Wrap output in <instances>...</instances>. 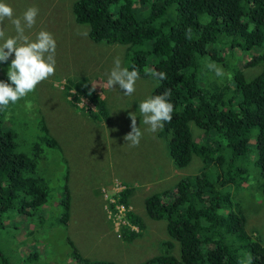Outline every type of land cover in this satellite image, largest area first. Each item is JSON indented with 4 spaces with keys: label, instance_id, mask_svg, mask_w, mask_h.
I'll return each mask as SVG.
<instances>
[{
    "label": "trees",
    "instance_id": "1",
    "mask_svg": "<svg viewBox=\"0 0 264 264\" xmlns=\"http://www.w3.org/2000/svg\"><path fill=\"white\" fill-rule=\"evenodd\" d=\"M71 12L77 24L87 27L92 42L124 45L129 70L166 73L167 78L159 83L151 76L154 85L149 97L170 90L174 105L171 122L157 135L167 138L173 166L183 167L195 156L201 162L194 176L174 182L171 199H162L167 189L145 196L142 204L147 219H164L168 238L158 242L159 253L132 264H248L249 256L251 264H264V247L244 229L241 204L227 189L231 183L244 184L249 172L246 156H251L258 172L254 194L264 196V51L241 53L264 39V0H74ZM225 49L232 56L231 79L222 81L215 72H206L212 70V63L229 67L220 54ZM256 64L261 65L259 72L251 76L244 72ZM87 69L66 79L64 88L74 90L72 99L83 97L93 106L81 107L90 117L106 116L105 97L94 90ZM102 74L97 73V79ZM5 112L0 110V119ZM189 123L202 131L199 141L192 137ZM38 129L41 136L33 141L27 156L16 148L15 134L0 126V217L10 210L28 216L39 210L40 214L47 203V182L36 174V166L42 145L58 147V143L42 123ZM212 135L222 139V144L208 142ZM62 189L57 222L65 224L69 199L65 184ZM132 190L124 184L113 202L102 199L109 211L115 204L125 207L126 224H120L115 234L126 243L145 227L132 210ZM66 242L75 264H116L83 257L68 238ZM36 251L23 254L17 263L44 264L36 262ZM0 264H13L1 247Z\"/></svg>",
    "mask_w": 264,
    "mask_h": 264
},
{
    "label": "rangeland",
    "instance_id": "2",
    "mask_svg": "<svg viewBox=\"0 0 264 264\" xmlns=\"http://www.w3.org/2000/svg\"><path fill=\"white\" fill-rule=\"evenodd\" d=\"M73 1L0 0L11 6L14 17H22L30 6L37 7L39 14L36 24L26 29L25 34L34 41L39 31L46 30L56 41L55 75L40 83L34 93L21 99L16 106L10 104L0 119L1 128L15 134L16 148L27 156L31 155L32 144L41 136L38 129L40 123L58 143V147L43 144L41 158L37 161L36 174L46 180L48 188L47 203L40 214L39 210L29 216L10 210L0 217V247L13 264L23 254L36 250L37 263L75 264L68 255L70 248L66 238L81 256L116 264L141 262L159 253L158 242L168 238L165 220H148L142 202L150 193L164 189L167 190L162 194V199H171L174 182L183 176H194L201 166L196 156L183 167L173 166L167 153V138L147 131L148 125L143 123L139 104L149 98L154 81L146 68L145 72L139 73L136 90L131 96H124L118 85H114V89L107 87L114 58L119 57L121 67L127 66L125 46L92 42L83 35L87 27L74 21L71 12ZM143 6L146 5H140L141 8ZM3 25L6 36L16 35L11 21L6 19ZM262 51L264 39L259 46L241 53L252 55ZM220 54L224 55L225 63H229L227 69L223 68L226 64L220 66L225 73L222 76L224 81L232 66V56L226 49ZM13 58L14 54L7 63H0V81L7 82L6 73ZM86 69V76L94 83V90L105 97L106 116L90 117L81 108L93 109L89 102L83 97L78 101L72 99L74 90L64 88L66 79L78 77ZM260 69L261 65L256 64L247 67L244 72L247 74L254 70L257 73ZM99 72L103 74L97 79ZM208 72L215 71L212 69ZM105 73L107 75L103 77ZM256 73L250 72L248 75ZM129 113L136 114L137 127L143 133L137 147H129V142L124 140V136L131 131ZM189 131L195 141L203 137L202 131L192 123H189ZM254 132L253 129L252 135ZM210 141L223 142L216 135L210 136ZM246 157L248 178L242 186L231 183L227 189L233 194L231 198L241 204L246 217V232H251L253 238L257 237L264 247V196L254 194L252 173L254 171L256 175L257 168L252 164V157ZM115 180L132 187V210L145 225L141 234L130 243L117 238V221L111 219L106 203H102V199L112 197ZM64 184L68 192L69 213L65 224H60L57 222L60 216L57 203L63 196ZM168 188H171L169 193Z\"/></svg>",
    "mask_w": 264,
    "mask_h": 264
},
{
    "label": "clouds",
    "instance_id": "3",
    "mask_svg": "<svg viewBox=\"0 0 264 264\" xmlns=\"http://www.w3.org/2000/svg\"><path fill=\"white\" fill-rule=\"evenodd\" d=\"M38 14L39 9L35 6H30L25 10L22 17H14L11 6L0 2V41H2L0 43V63H7L9 58L14 54V58L11 59L7 69V82L0 81V110L8 109L10 104H17L30 93H34L40 83L55 75L56 41L53 35L46 30H41L33 41L25 34L26 29H31L36 24ZM6 19L11 21L14 26L15 36H6L3 25ZM87 34V32L83 33L85 36ZM209 67L215 71L217 77L225 75L223 68L217 66L215 63L210 64ZM250 72L256 73L254 70L248 71V73ZM139 75V71L135 68L129 70L128 68L121 67V61L119 57H116L114 58V66L108 75L107 87L114 89V85H118L123 90L124 96H131L136 90L135 85L139 79ZM151 76L157 80V83L167 78L166 73L158 72L154 69L151 70ZM228 78L231 79L230 73L228 74ZM170 95V90H165L162 94L146 98L140 102L139 112L143 117V123L148 125L147 131L156 133L158 130L163 129L165 123L171 122L174 105L169 100ZM28 106L30 107V105ZM129 118L131 120V131L124 136V140L129 142V147H137L143 133L137 127L136 114L129 113ZM249 140L250 143L253 142L252 138ZM256 175L253 171L252 177L255 178ZM113 185L114 193L109 198V202H113L115 195L124 187V184L116 180ZM102 191L104 192V190ZM120 205L123 207V212L120 221L117 222V226L126 224V221L123 219L125 207L122 204H115L111 211L108 210L111 219H113L117 211L116 206ZM245 222L246 217L244 226ZM129 227L137 231L136 226L129 225ZM248 264H251V256H249Z\"/></svg>",
    "mask_w": 264,
    "mask_h": 264
},
{
    "label": "built area",
    "instance_id": "4",
    "mask_svg": "<svg viewBox=\"0 0 264 264\" xmlns=\"http://www.w3.org/2000/svg\"><path fill=\"white\" fill-rule=\"evenodd\" d=\"M116 209H117V211H116V213L114 215H115L116 221L118 222V221H120V217H121V214L123 212V207L121 205L120 206H116Z\"/></svg>",
    "mask_w": 264,
    "mask_h": 264
}]
</instances>
